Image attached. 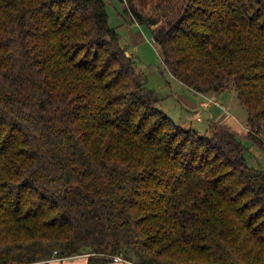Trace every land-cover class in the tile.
I'll list each match as a JSON object with an SVG mask.
<instances>
[{"label":"trees","instance_id":"trees-1","mask_svg":"<svg viewBox=\"0 0 264 264\" xmlns=\"http://www.w3.org/2000/svg\"><path fill=\"white\" fill-rule=\"evenodd\" d=\"M122 3L175 79L234 87L248 131L176 124L104 0H0V264H264L239 138L264 153V0Z\"/></svg>","mask_w":264,"mask_h":264},{"label":"rangeland","instance_id":"rangeland-1","mask_svg":"<svg viewBox=\"0 0 264 264\" xmlns=\"http://www.w3.org/2000/svg\"><path fill=\"white\" fill-rule=\"evenodd\" d=\"M104 1L109 25L116 28L120 35L121 46L126 48L128 56L134 58L137 75L143 79L145 87L155 91L161 99L160 109L176 124H181L184 129H193L204 135L208 124L214 119L217 122L220 120L219 123L230 126L242 135L247 133V113L240 105L237 92L232 85L224 91L208 94L196 92L185 86L165 68L158 53V47L152 39V28L130 23L124 12L123 0ZM205 97H211L212 100L203 103L200 108L199 103ZM211 103L213 104L208 108ZM239 138L246 148L245 158L248 165L264 170L263 151L245 137L240 136ZM84 257L87 258V255ZM75 262L77 264L83 261L80 259L67 260L64 264H75Z\"/></svg>","mask_w":264,"mask_h":264},{"label":"crops","instance_id":"crops-1","mask_svg":"<svg viewBox=\"0 0 264 264\" xmlns=\"http://www.w3.org/2000/svg\"><path fill=\"white\" fill-rule=\"evenodd\" d=\"M176 81H177V80H176ZM219 94H220V93H219ZM214 95H215V94H214ZM214 95H213V97H214ZM210 98H211V97H210ZM210 98L205 97L204 99H202L203 101L199 103L200 108H202L201 105H202L203 103L208 102V101L210 102V100H212V99H210ZM213 103H214V102H213ZM213 103H211V104L208 106V108H209ZM214 105H216V104H214ZM224 113H225V111H224ZM196 114H199V115H200L199 112H196ZM213 120H214V119H213ZM216 122H217V121H216ZM219 122H221V121L218 120V123H219ZM75 259H80V260L83 261V262H77V264H87V258H85L84 256H78V257H74V258H70V259H65V260H62V261L52 260V261L48 262L47 264H64L67 260H75ZM75 264H76V262H75ZM126 264H131V263H126Z\"/></svg>","mask_w":264,"mask_h":264},{"label":"built area","instance_id":"built-area-1","mask_svg":"<svg viewBox=\"0 0 264 264\" xmlns=\"http://www.w3.org/2000/svg\"><path fill=\"white\" fill-rule=\"evenodd\" d=\"M114 260L121 261L120 257H116V258H114Z\"/></svg>","mask_w":264,"mask_h":264},{"label":"water","instance_id":"water-1","mask_svg":"<svg viewBox=\"0 0 264 264\" xmlns=\"http://www.w3.org/2000/svg\"><path fill=\"white\" fill-rule=\"evenodd\" d=\"M119 1H122V0H119Z\"/></svg>","mask_w":264,"mask_h":264}]
</instances>
